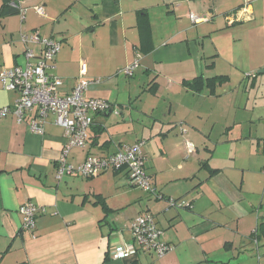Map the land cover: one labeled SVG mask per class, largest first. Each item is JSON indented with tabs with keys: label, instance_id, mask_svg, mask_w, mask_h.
<instances>
[{
	"label": "crops",
	"instance_id": "obj_1",
	"mask_svg": "<svg viewBox=\"0 0 264 264\" xmlns=\"http://www.w3.org/2000/svg\"><path fill=\"white\" fill-rule=\"evenodd\" d=\"M11 1L0 0L1 68L24 67L20 36L39 32L62 43L53 74L63 94L86 63L76 53L90 63L87 79L104 78L86 96L106 100L110 110L96 116L86 148L73 149L67 162L77 167L89 155L144 141L157 193L131 185L127 171L59 181L70 132L55 117L41 135L13 115L0 118V264H264V235L255 237L264 223V0H21L24 19L3 14ZM138 55L134 75L121 73ZM139 71L155 77L148 88L118 79ZM216 77L225 79L214 94L185 85ZM18 98L0 89V108ZM117 106L126 110L117 114ZM28 203L45 210L33 233L19 213ZM148 214L173 252L113 258L133 242L132 221ZM244 252L251 255L236 256Z\"/></svg>",
	"mask_w": 264,
	"mask_h": 264
},
{
	"label": "built area",
	"instance_id": "obj_2",
	"mask_svg": "<svg viewBox=\"0 0 264 264\" xmlns=\"http://www.w3.org/2000/svg\"><path fill=\"white\" fill-rule=\"evenodd\" d=\"M20 3L21 0L11 1L12 6L19 10L24 19L27 9L21 8ZM35 10L39 15L44 16L43 6H37ZM193 18L195 21L197 20L195 17ZM20 41L26 47V65L13 69L0 67V89L16 91L19 93V98L13 105L0 108V118L13 115L18 123H26L31 132L41 135L44 133L49 118L55 117V125L70 132L71 137L57 163L56 177L59 181L67 176L93 179L109 171H127L131 185L149 194H156L152 179L146 172L144 141L123 145L116 153L108 156L89 155L77 167L67 162L73 149L86 148L96 116L110 110L111 106L106 100L86 96L91 85L100 84L103 80L87 79L88 66L83 62L79 81L69 93L63 94L64 82L53 74V64L62 50V43L55 39H44L39 32L22 33ZM32 46H40V52L36 54L31 49ZM139 66L140 55L132 64L121 70V73L131 77ZM188 149L190 153L195 152L193 144H188ZM171 205L182 206L175 200L171 201ZM42 212L45 210L33 203L21 206L19 213L23 219V230L33 233L37 227V215ZM130 232L133 242L116 248L113 258L127 259L140 250L143 253H152L158 259H162L174 250L172 245L163 242V231L158 227L153 215H142L134 219L130 225Z\"/></svg>",
	"mask_w": 264,
	"mask_h": 264
},
{
	"label": "trees",
	"instance_id": "obj_3",
	"mask_svg": "<svg viewBox=\"0 0 264 264\" xmlns=\"http://www.w3.org/2000/svg\"><path fill=\"white\" fill-rule=\"evenodd\" d=\"M3 14H19V10L14 8L11 4L7 3L5 4L4 8H3ZM141 34H145L148 35L150 34V28H149V24L148 23H143L141 26ZM225 78L224 77H216L213 79H209V80H204L203 78H197L194 79L193 81H189V82H185V85L196 92H200L203 90V88L206 86L210 89L211 94L215 93V89L217 87L218 84H221L223 82ZM97 198V203L96 204H100L102 205L103 209H105V211H110V209L107 207L105 201L100 197H96ZM264 235V223H261L256 231H255V237L257 239H261V237Z\"/></svg>",
	"mask_w": 264,
	"mask_h": 264
},
{
	"label": "rangeland",
	"instance_id": "obj_4",
	"mask_svg": "<svg viewBox=\"0 0 264 264\" xmlns=\"http://www.w3.org/2000/svg\"><path fill=\"white\" fill-rule=\"evenodd\" d=\"M86 61V63L88 62V60H87V56H83L81 53H76V61H78V62H80V61ZM89 63V62H88ZM89 65H90V63H89ZM141 71H139V72H137V75L138 76H140L139 78H138V76L135 78V79H130V78H125V77H122V76H119L118 77V79L119 80H122V81H124V82H133L134 80H137V82H138V84L141 86V87H146V88H148L150 85H151V83H152V81H153V79L155 78L154 76H147L146 75V77H144V76H142L141 75V73H140ZM103 77V76H102ZM101 77V78H102ZM150 77V78H149ZM102 79H104V78H102ZM106 79V78H105ZM125 84V83H124ZM128 102V101H127ZM127 102H124V103H122L123 105H126L127 104ZM127 105H129V104H127ZM121 108H123V107H119V106H117V111L119 112V113H121V111H125L126 109H121ZM110 174H113L112 172L110 173ZM96 178H99V180H105V178H107L106 176H104V177H96ZM96 178H93V179H96ZM92 179V180H93ZM87 180H90V179H87ZM163 234H165L164 232H163ZM245 254H248V255H251V253L250 252H244V253H237L236 254V256H238V255H240L242 258L245 256Z\"/></svg>",
	"mask_w": 264,
	"mask_h": 264
},
{
	"label": "water",
	"instance_id": "obj_5",
	"mask_svg": "<svg viewBox=\"0 0 264 264\" xmlns=\"http://www.w3.org/2000/svg\"><path fill=\"white\" fill-rule=\"evenodd\" d=\"M117 114H120L118 111H116Z\"/></svg>",
	"mask_w": 264,
	"mask_h": 264
}]
</instances>
